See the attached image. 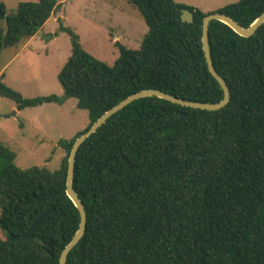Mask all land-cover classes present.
<instances>
[{
	"label": "trees",
	"instance_id": "obj_1",
	"mask_svg": "<svg viewBox=\"0 0 264 264\" xmlns=\"http://www.w3.org/2000/svg\"><path fill=\"white\" fill-rule=\"evenodd\" d=\"M147 32L137 50L119 42L109 66L83 50L73 31L71 54L57 78L62 97L25 99L2 82L0 97L17 111L76 100L89 123L69 140L58 169L21 170L0 144V264H58L78 229L65 193L67 160L75 140L106 111L143 90L217 104L223 93L210 75L201 42L202 19L219 13L248 28L264 0H239L213 12L174 0H123ZM183 10L193 15L182 23ZM58 11L56 0L20 3L6 15L0 2V54L32 39ZM213 66L230 91L215 112L137 100L113 115L79 148L73 190L86 212L83 238L66 264H264V24L242 38L211 22ZM1 71V69H0ZM51 212L21 242L44 212Z\"/></svg>",
	"mask_w": 264,
	"mask_h": 264
},
{
	"label": "rangeland",
	"instance_id": "obj_2",
	"mask_svg": "<svg viewBox=\"0 0 264 264\" xmlns=\"http://www.w3.org/2000/svg\"><path fill=\"white\" fill-rule=\"evenodd\" d=\"M239 0H174L175 3L213 13ZM6 15L20 3L36 0H0ZM58 11L28 44L2 50L0 75L2 82L25 99L44 96L62 97L58 74L71 54L68 35L60 26L78 35L84 51L112 66L118 57L114 43L129 50L139 49L147 29L137 11L123 0H56ZM5 31V23H0ZM88 113L76 108V100L63 105L45 104L17 111L13 102L0 97V144L15 154L21 169L34 166L58 169L64 152L60 140H69L85 129Z\"/></svg>",
	"mask_w": 264,
	"mask_h": 264
},
{
	"label": "water",
	"instance_id": "obj_3",
	"mask_svg": "<svg viewBox=\"0 0 264 264\" xmlns=\"http://www.w3.org/2000/svg\"><path fill=\"white\" fill-rule=\"evenodd\" d=\"M180 20L182 23L192 24L193 22V15L187 11L183 10L180 16ZM220 22L224 25L228 26L235 34L242 38H250L255 35L256 30L264 24V12L248 27V28H242L240 27L234 20L228 18L227 16L219 13H213L210 14L202 19L201 23V42H202V50L204 53L206 65L208 68V71L212 78L217 82L219 87L222 90L223 98L221 102L217 104H208V103H199V102H190L185 101L176 97H173L169 94H166L161 91L156 90H143L136 94H133L120 103H118L116 106L111 108L110 110L106 111L96 122L92 124V126L83 134H81L72 145V148L70 150L68 160H67V176H66V182H65V193L68 199L72 202L74 207L76 208L78 215H79V224L78 229L76 233L74 234L73 238L65 246L63 251L61 252L58 260V264H66L68 255L76 248V246L79 244L81 239L84 236L85 230H86V212L84 209V206L80 199L78 198L77 194L73 190V176H74V164H75V158L77 155V152L79 148L82 146V144L93 134L96 133V131L101 128L113 115L130 105L131 103L143 99V98H158L161 100H164L166 102H169L171 104H175L181 107L185 108H191L201 111H209V112H215L223 109L230 100V91L224 82V80L219 76V74L216 72L211 56H210V48H209V41H208V30L209 25L211 22ZM51 212V210H47L43 214H41L30 226V228L22 235L20 236H8V240L12 242H21L24 240L29 239L35 229L40 225V223L44 220V218Z\"/></svg>",
	"mask_w": 264,
	"mask_h": 264
},
{
	"label": "crops",
	"instance_id": "obj_4",
	"mask_svg": "<svg viewBox=\"0 0 264 264\" xmlns=\"http://www.w3.org/2000/svg\"><path fill=\"white\" fill-rule=\"evenodd\" d=\"M32 39H33V38H32ZM32 39H30L26 44L30 43V41H31Z\"/></svg>",
	"mask_w": 264,
	"mask_h": 264
}]
</instances>
